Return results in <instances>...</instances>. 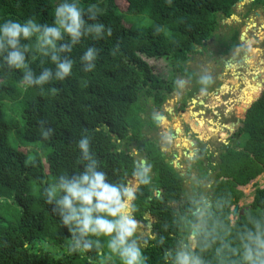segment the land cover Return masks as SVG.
Here are the masks:
<instances>
[{
    "label": "trees",
    "instance_id": "trees-1",
    "mask_svg": "<svg viewBox=\"0 0 264 264\" xmlns=\"http://www.w3.org/2000/svg\"><path fill=\"white\" fill-rule=\"evenodd\" d=\"M235 1L79 0L85 9L96 5V22L105 25V35L100 39L85 36L70 53L61 54L75 62L70 76L44 84L42 92L41 86L22 84L23 70L0 67V264H96L108 256L106 237H87L99 239L102 255L95 247L88 252H69L72 233L54 211L55 205L46 203L43 195L50 178L56 182L62 174L83 171L77 147L82 135L92 137L90 146L101 170L113 182L127 183L134 178L133 162L140 158L131 150V143L143 148L145 162L152 165V182L140 186L134 202L138 206L135 218L140 223L154 218L153 236L137 235L149 258L147 264H172L163 259L165 251H174L179 241L188 242L193 225L200 226L201 234L188 243L197 251L206 236L209 241L215 237L202 253L207 264H229L237 258L234 250L240 248V234L246 228L254 230L256 221L264 225V185L254 190L249 206L237 210L233 222L230 218L232 207L244 196L239 186L264 172V92L248 108L229 146L210 166L214 182L206 200L211 207L201 218L195 214L203 199L199 197L201 187H197V195L180 201L184 180L155 143L143 136L141 116L148 100L159 108L164 100L162 92L174 87L172 83L166 87L147 60L168 57L175 62V70L181 71V62L194 52L195 44L207 40L216 28V15H230ZM62 2L0 0V24L34 18L51 25L55 8ZM130 14H145L142 16L148 22L132 23L135 19L129 18ZM84 18L94 22L87 15ZM108 27L111 36L107 35ZM88 47L97 49L91 72L84 71L81 61ZM27 62L34 76L45 69L55 75V64L38 52L28 53ZM257 94L246 99L244 111ZM43 132L50 133L48 139ZM35 149L41 150L42 158L33 152ZM208 173L199 170L206 181ZM159 189L161 192H154ZM7 200L19 208L14 222H7L1 212L9 204ZM76 239H80L79 234ZM217 249L222 250L218 253ZM114 263L120 264L117 257Z\"/></svg>",
    "mask_w": 264,
    "mask_h": 264
},
{
    "label": "clouds",
    "instance_id": "clouds-1",
    "mask_svg": "<svg viewBox=\"0 0 264 264\" xmlns=\"http://www.w3.org/2000/svg\"><path fill=\"white\" fill-rule=\"evenodd\" d=\"M85 15L94 22L85 20ZM54 16L55 20L51 25L38 23L34 18L23 22L9 19L0 24V67L23 70L22 84L41 86L42 92L44 84L52 80L63 81L72 74L75 62L71 58H62V53H70L73 46L79 44L85 36L100 39L105 35V25L96 22L95 4L85 9L79 0H64L55 8ZM111 34L112 30L108 27L107 35ZM65 37L68 38L67 41ZM30 52H38L50 59L56 66L55 75L53 76L51 69H45L38 77L34 76L27 62V54ZM96 60L97 49L88 47L81 57L85 65L84 71H93ZM211 83V77H203L200 84L205 87L201 91H206ZM51 91L54 93L56 89ZM49 134L42 133L45 139L49 138ZM91 139L90 135H82L77 142L83 171L72 175L62 174L56 182L48 184L43 189L46 203L55 205L54 211L72 233L73 241L68 244L69 252H88L95 247L97 253L102 255L99 239L93 241L87 237H106L109 261L117 257L120 264H147L149 258L144 255L137 238L140 222L135 218L138 206L134 202L140 186H147L152 182V165L135 160L132 176L136 183L113 182L101 170L100 161L90 146ZM200 205L195 213L198 218L208 214L211 207L206 199H202ZM192 227L189 241L201 234L200 226ZM77 234L80 239H76ZM240 241V248L234 250L237 258L231 259L229 264H264V225L256 221L254 230L246 228L240 234ZM214 242L215 237L209 241L206 236L202 247L197 251L190 243L179 241L174 251H165L163 259L166 262L171 260L172 264H207L202 253ZM160 243H164L163 237ZM221 250L217 249V252Z\"/></svg>",
    "mask_w": 264,
    "mask_h": 264
},
{
    "label": "flooded vegetation",
    "instance_id": "flooded-vegetation-1",
    "mask_svg": "<svg viewBox=\"0 0 264 264\" xmlns=\"http://www.w3.org/2000/svg\"><path fill=\"white\" fill-rule=\"evenodd\" d=\"M230 11L228 16L221 12L216 15V28L207 40L200 45L195 44L194 52L181 62V71L175 70L173 59L164 58L168 63L169 75L166 78L156 76L167 83L166 87L171 83L174 87L162 92L164 100L159 108L150 99L145 105L146 111L141 113L143 136L155 143L165 161L174 167L183 180L192 170L212 172L210 166L215 163L210 159H217L221 151L229 146L248 108L264 92V0H236ZM203 77L212 78L206 91H201L205 87L200 84ZM254 87L258 94L249 101L244 111L246 99L255 94L250 95ZM170 98L175 106L170 105ZM237 105H242V112H239L240 106ZM184 112L188 113L187 121L181 120L178 125L169 124L178 129L168 125L165 127L170 141L179 132L190 144L189 149L181 147L182 154L187 158L191 150L194 163L186 164V173L181 174L177 167L181 166L182 161L177 150L165 154L159 146V127L168 116L178 115L180 118ZM204 127L209 132L201 131ZM145 130L152 133L151 137L145 135ZM213 136L218 142L216 149L208 145V140ZM130 147L134 154L146 160L142 147L137 148L135 143H131Z\"/></svg>",
    "mask_w": 264,
    "mask_h": 264
},
{
    "label": "rangeland",
    "instance_id": "rangeland-1",
    "mask_svg": "<svg viewBox=\"0 0 264 264\" xmlns=\"http://www.w3.org/2000/svg\"><path fill=\"white\" fill-rule=\"evenodd\" d=\"M142 15H145V14H142ZM142 15L130 14L129 18L135 19V22H132V23H137L139 25H143V24H146L148 22V19ZM144 20H145V22H144ZM164 58L165 57L159 58L156 60L155 59H148L147 60L149 65H152L154 74H156L157 76H160L162 78H166L169 75L168 63ZM249 89H251V88H249ZM244 91L247 92L246 89ZM255 92L257 93V89H255V87H254V88H252V92L250 93V95L254 94ZM255 94H254V96H255ZM170 99H171L170 105L175 106L174 103H172L173 99L172 98H170ZM239 106L240 105H237V107H239ZM241 107H242V105L240 106L239 112H242ZM177 116L178 115L168 116L166 118V121H164L163 123L160 124L159 137L161 139V142L159 143V146H160L161 150L164 151L165 154L168 152L173 153L174 149L177 150V154L179 155L178 157L182 161V164L180 163L181 166H179L177 168L181 171V174H185L186 173V170H185L186 164H190V163H194V162H193V156H192L191 150L187 154V158H188L187 159L186 156H184L182 154L181 147L183 146V147H186L189 149L190 144H189L188 140L184 138L183 134H180L179 132H176L174 139L170 141L169 133L165 130V127L167 125L170 126L169 124L175 123L176 125H178L179 122H181V120H184V121L188 120V113L187 112H184L180 118ZM144 117H145V115H144ZM170 127H176L178 129V127L174 126V125H171ZM201 131L209 132V130L205 129V127L202 128ZM151 134L152 133L149 130H147V131L145 130V135L147 137H151ZM180 141H182V145L180 144ZM208 145H211L213 149L217 148L218 142H215L214 136L208 140ZM24 148H27V147H24ZM33 152L42 158L41 150L35 149V151L33 150ZM138 158H139V156H138ZM169 158H171V157H169ZM210 160H212L214 163L216 162V159H214V158H212ZM189 172H190V177L188 176L187 179L184 178V181L182 183L183 194H182L180 201L182 202L186 198H191L194 195H197V187L198 186H200L202 189V193L200 194L199 197L208 200L210 190H211L210 185H211V183L214 182V177H213L214 172L208 173V177H209L208 181H206L205 179H201L200 174H199V170H197V169L189 171ZM191 181H192V183H191L192 185H190ZM50 183H53V179H51V178L48 180V184H50ZM128 183L135 184L136 183L135 178L129 179ZM263 185H264V172L261 173L260 175H258L253 180H251L248 184H246L244 186H239V189H241L244 196L238 202V208L240 209L242 207L249 206L250 203L252 202V199H253L254 190L257 187H262ZM7 201L9 202V204L8 205L5 204L6 206L4 207V210L1 212L4 215V217L7 218V222L8 221L14 222L18 219L19 208L14 203L10 202L9 200H7ZM173 205L176 206V204H173ZM240 210H242V209H240ZM230 218H231L232 222L235 220V217L230 216ZM153 222H154V218H151L146 224L140 223V229H139L137 235L141 238L153 236V231H152V223ZM138 242L140 243V241H138ZM190 243H192V241ZM140 244H141V246H144V244H142V243H140ZM51 248H52V246H50L49 249L48 248H45V249L50 250ZM96 264H115L114 263V257L110 261L107 259V256L105 257V259H102V260L98 259V261H96Z\"/></svg>",
    "mask_w": 264,
    "mask_h": 264
},
{
    "label": "water",
    "instance_id": "water-1",
    "mask_svg": "<svg viewBox=\"0 0 264 264\" xmlns=\"http://www.w3.org/2000/svg\"><path fill=\"white\" fill-rule=\"evenodd\" d=\"M245 110H246V108H245ZM157 119H161V117H157ZM142 162H145L144 161V159H142L141 160ZM189 177H190V174H187ZM155 193H158L159 192V190H156V191H154ZM237 209H238V203L237 204H235L234 205V207L232 208V217H235V215H236V212H237ZM194 223H196V222H194ZM193 231V229L191 230V232ZM190 232V233H191ZM192 241V240H191ZM191 241H189V238H188V242H191Z\"/></svg>",
    "mask_w": 264,
    "mask_h": 264
},
{
    "label": "crops",
    "instance_id": "crops-1",
    "mask_svg": "<svg viewBox=\"0 0 264 264\" xmlns=\"http://www.w3.org/2000/svg\"><path fill=\"white\" fill-rule=\"evenodd\" d=\"M159 192H160V191H159ZM239 201H240V200H239ZM236 204H237V203H236ZM233 207H234V206H233ZM233 207H232V208H233ZM238 209H239V208H238ZM238 209H237V210H238ZM235 217H236V215H235Z\"/></svg>",
    "mask_w": 264,
    "mask_h": 264
}]
</instances>
